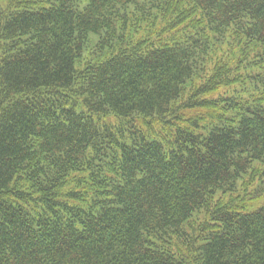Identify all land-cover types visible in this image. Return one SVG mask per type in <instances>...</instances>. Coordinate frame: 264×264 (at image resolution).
<instances>
[{"label": "trees", "instance_id": "1", "mask_svg": "<svg viewBox=\"0 0 264 264\" xmlns=\"http://www.w3.org/2000/svg\"><path fill=\"white\" fill-rule=\"evenodd\" d=\"M0 264H264V0H0Z\"/></svg>", "mask_w": 264, "mask_h": 264}]
</instances>
